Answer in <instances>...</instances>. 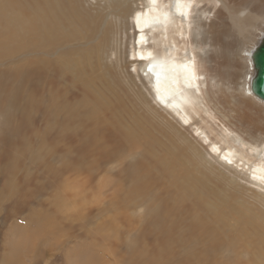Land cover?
I'll use <instances>...</instances> for the list:
<instances>
[{
	"label": "rangeland",
	"instance_id": "1",
	"mask_svg": "<svg viewBox=\"0 0 264 264\" xmlns=\"http://www.w3.org/2000/svg\"><path fill=\"white\" fill-rule=\"evenodd\" d=\"M51 1L0 0V264H264V187L159 106L118 0H53L47 24ZM229 14L207 20L223 50L242 37ZM238 96L218 105L235 127Z\"/></svg>",
	"mask_w": 264,
	"mask_h": 264
},
{
	"label": "bare ground",
	"instance_id": "2",
	"mask_svg": "<svg viewBox=\"0 0 264 264\" xmlns=\"http://www.w3.org/2000/svg\"><path fill=\"white\" fill-rule=\"evenodd\" d=\"M139 1L118 0L122 6L126 34L132 27L135 32L131 63L142 67L159 106L176 115L187 125L186 129L193 130L202 146L210 149L209 153L221 165L236 168L237 172L248 175L257 186L264 187V137H255L251 123L245 129L241 128L248 116L264 120V100L253 90L257 74L253 52L264 38V0H251L254 6L243 4L244 7L235 12L230 10L234 6L232 0ZM47 7L49 15L46 23L57 24L53 15V0ZM221 7L228 10L235 32L242 36L237 40L238 47L236 42L223 50L216 35H211L206 28L207 20L212 21ZM7 12L10 11L4 14ZM17 16L33 21L26 12ZM6 18L15 20L16 15L10 14ZM202 34H205L204 39L199 37ZM213 52L222 53L225 69L220 70L221 65L215 63ZM226 84L239 95L235 98L238 106L236 127L231 124L229 116L222 114L218 108L220 93ZM166 133L170 134L166 135L168 137L173 135L177 142L180 138L188 141L178 131L170 129ZM175 144L172 142L173 152L189 148L187 143L184 146L180 143V147ZM180 153L190 154L187 151ZM187 157L186 160L190 159ZM201 161L207 168L205 157H201ZM213 173L216 177V172ZM217 177L223 179L220 174ZM216 184L220 186L221 182ZM209 200L218 206L221 200L227 199L219 191H212ZM240 211L247 213L244 208Z\"/></svg>",
	"mask_w": 264,
	"mask_h": 264
},
{
	"label": "water",
	"instance_id": "3",
	"mask_svg": "<svg viewBox=\"0 0 264 264\" xmlns=\"http://www.w3.org/2000/svg\"><path fill=\"white\" fill-rule=\"evenodd\" d=\"M253 59L257 74L253 80V90L257 96L264 100V38L253 52Z\"/></svg>",
	"mask_w": 264,
	"mask_h": 264
}]
</instances>
